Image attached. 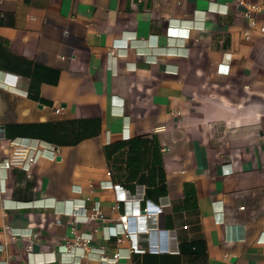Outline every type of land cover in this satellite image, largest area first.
Returning <instances> with one entry per match:
<instances>
[{
  "label": "crops",
  "instance_id": "obj_1",
  "mask_svg": "<svg viewBox=\"0 0 264 264\" xmlns=\"http://www.w3.org/2000/svg\"><path fill=\"white\" fill-rule=\"evenodd\" d=\"M243 8L0 0V126L58 149L0 169V264H264V32ZM112 183L159 209L143 252L116 243Z\"/></svg>",
  "mask_w": 264,
  "mask_h": 264
},
{
  "label": "built area",
  "instance_id": "obj_2",
  "mask_svg": "<svg viewBox=\"0 0 264 264\" xmlns=\"http://www.w3.org/2000/svg\"><path fill=\"white\" fill-rule=\"evenodd\" d=\"M243 4V15L250 18L251 23H254L257 15L261 17V23L259 24L258 30L264 32V3L255 1H244L240 0ZM111 53V51H109ZM59 108L56 107V111ZM41 142L38 138L33 137H16V138H6L4 136V129L0 126V148H7L5 154H0V169H8L13 166H19L26 170L27 173L30 172L31 167L37 161L40 156L50 155L54 158L57 155L58 149L56 147H49L48 143ZM115 192V197L117 200L124 201L125 210L118 215L119 226L118 230H115L112 234L116 236V243L119 245L125 239H130V244L128 246L129 252H143L146 246L139 244L138 236L140 233H145L156 227L158 210L150 211L147 207L143 208L144 211L141 212L139 200L142 196V190L135 194H129L125 188L120 184H111ZM87 218L94 219H105L104 213L100 207V203L96 201L88 214ZM133 220V225L131 223ZM73 228V227H72ZM92 240V234L85 232H77L73 228V238L71 241L67 240L64 245L65 248L70 249L73 246H79L82 251L87 250ZM120 258V253L118 250L114 254L105 258V264H115Z\"/></svg>",
  "mask_w": 264,
  "mask_h": 264
},
{
  "label": "trees",
  "instance_id": "obj_3",
  "mask_svg": "<svg viewBox=\"0 0 264 264\" xmlns=\"http://www.w3.org/2000/svg\"><path fill=\"white\" fill-rule=\"evenodd\" d=\"M24 137H30V136H24Z\"/></svg>",
  "mask_w": 264,
  "mask_h": 264
}]
</instances>
